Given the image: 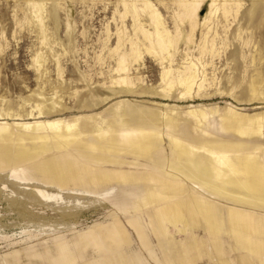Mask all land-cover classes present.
<instances>
[{
  "label": "rangeland",
  "instance_id": "374dc122",
  "mask_svg": "<svg viewBox=\"0 0 264 264\" xmlns=\"http://www.w3.org/2000/svg\"><path fill=\"white\" fill-rule=\"evenodd\" d=\"M0 128L1 147H42L13 167L0 158V264H99L108 239L131 264H179L178 250L184 264H264V234L241 247L228 219L263 220L264 206L214 196L168 165L175 138L205 160L212 142L264 160V0H0ZM153 132L145 155L88 144ZM65 161L73 173L45 167ZM197 195L218 210L216 233L188 214Z\"/></svg>",
  "mask_w": 264,
  "mask_h": 264
},
{
  "label": "bare ground",
  "instance_id": "6f19581e",
  "mask_svg": "<svg viewBox=\"0 0 264 264\" xmlns=\"http://www.w3.org/2000/svg\"><path fill=\"white\" fill-rule=\"evenodd\" d=\"M56 122H51L49 125L57 127ZM44 125L45 124L42 122L41 123L36 122L34 124H29L27 126L31 128L40 129V128H44ZM63 125L65 124L63 123ZM23 127H25V125ZM56 127L54 129H56ZM58 127L60 128V125ZM67 127L69 130H72L71 125L68 124ZM73 128H74L73 130H75L74 126ZM3 129L0 131L1 132L4 131ZM6 129H8V127ZM237 129L242 134H249L251 131H255L256 128H250V127L243 126ZM75 132H73L72 135L65 136V140H71L72 138H74L76 136L74 135ZM168 133L172 134L173 137L174 135H179L177 133V130H174V128H171L170 132ZM154 134H157V132H153V134L147 133L145 135H139L136 138L127 137L126 139L128 140L131 139L130 143H132V145L130 146L129 145L126 146V144L125 145L122 144L123 140L122 141L119 140L114 134H111L110 136L111 141L108 144L106 143L97 144L96 142L92 141L88 143L90 144V146L89 145L87 146L94 148L96 150H106V151L113 150L116 152L130 151V152H134V154L136 155H145L148 153L150 146H151V142H150L151 136L150 135H154ZM102 136L105 137L106 135H102ZM59 140L57 141L59 142ZM62 140L64 139L62 138ZM24 141H25V137H24ZM36 141H32V144L33 143L36 144ZM79 143H85V142L80 140ZM23 144L24 143L22 141V145L19 147L17 146L13 147L15 144L13 146L10 144H6L2 147L0 146V158L7 165L13 167L25 161L26 159H31L32 154H37L38 153L37 151H39L42 148L41 146L39 147L36 145L34 148L32 147L28 148V146H24ZM201 146L204 147L205 150H207L209 153H212V155H210L208 160H205L200 157V154H198V151H197L200 149H198L197 146L194 147L193 145H188V143L186 144V143L180 142L176 138L173 139V142H171L172 151L170 152H173L174 158L173 159H169L172 157L168 158V161H169L168 165L169 167L171 166L173 169H175L172 171L176 173H180L178 174L179 178H180V175H182L184 178L194 181L195 183L194 185L198 189L200 188V189L208 190V192L211 193L212 195L228 198L227 200L233 201V203L236 202L239 204L241 203L242 204H257L258 206L259 205L264 206V160H262V158H260L258 154H253L250 152V150L245 145L236 144V143H221V142L214 143L212 142V143H206L205 145H201ZM14 150H16L17 152L16 154L13 153ZM41 151H43V149ZM227 151L228 152L232 151V152H237V153L235 155L234 154L230 155L228 153H225ZM157 162L163 163L160 161V159H157ZM97 176L102 179H106L108 181L112 180V178H116V176H113V174L110 172H106V173L103 172V174L101 173V175L99 174ZM118 177L119 176H117V178ZM159 182H162V181H159ZM164 189H166L168 193L166 194L161 193L163 197H165L166 199L173 198L174 195L176 194L174 193L176 192V190H174V192L172 190L177 189V185L176 187H174V185L171 184L168 188L164 187ZM150 194H151L150 196L151 203H153L154 201L156 202L157 200L160 199L154 191H152ZM195 202L198 207V210L202 214L206 223L213 225V223L216 222V218L219 212H217L218 210L217 211L214 210V205L212 201H206L205 199L197 195L195 196ZM163 213H164L163 214L164 216L168 217L169 219H172L173 221L177 220L179 216H181L179 214L180 211L176 210L175 207L173 206H168V208L165 209ZM230 215L233 221L232 222L233 227H234L233 230H235L238 233V235L242 238V240H244L246 233L248 232V235H249L250 231L252 230L255 235L261 236L262 234H264V221L260 220V218H256V217H253V219L247 218L245 214L239 212L238 210H231Z\"/></svg>",
  "mask_w": 264,
  "mask_h": 264
},
{
  "label": "crops",
  "instance_id": "0c3cea01",
  "mask_svg": "<svg viewBox=\"0 0 264 264\" xmlns=\"http://www.w3.org/2000/svg\"><path fill=\"white\" fill-rule=\"evenodd\" d=\"M45 167L47 168V171H50L52 174H54L55 172H60L61 174H63V171H70V172L73 173L76 170V169L74 170L73 164L70 163V162H67V161H65L63 163H59V164H47ZM81 168H86V166L85 167L84 166L83 167L81 166ZM113 176H114V174H113ZM66 180H68V178L67 177H64L63 178V181H66ZM147 182L151 184V182H149V181H147ZM153 186H155V185H153ZM150 203H151V200H150ZM191 204H193V203L190 202V201H188V202L186 201V207L188 209V214L190 216H192V217H195V218H198V214H199V216L201 217V219H203L205 221V219L203 218V216H202V214L200 212H194V210H192L191 208L189 209L188 205H191ZM245 215H246L247 218H251V219H253V217H254L252 214H250L251 215L250 216L249 213H246ZM219 218L220 217L217 216V219H219ZM228 219H231V217L228 218ZM170 220H172V219H170ZM206 225H207V228L212 233H216L217 230L219 231L221 229V225H220V223H217V221L214 222L213 225H210L208 223H206ZM138 229H139L138 230L139 231V234H141L140 233V228H138ZM233 229H234V227L233 228L231 227V230L234 231V232H236ZM253 235H255L253 233V230L250 231V234L249 235H248V232L246 233V236H245L244 240H242V238L239 235H237L236 241L238 242V244L241 247L248 248V247L251 246V244H250L251 243L250 242L251 241L250 237H252ZM262 236H264V235H262ZM108 240L106 241V244L108 245V248H109V250H108L109 251V254L104 255L100 259V263L99 264H131V262L128 259L127 255L125 254V252L123 250L119 249V245L117 243H115L114 241H110V240L108 241ZM263 247H264V240L262 241L260 239L259 242L255 245V248H256V250H262ZM177 258H178V263L179 264H184L186 262V258L184 257V255H182V253H181L180 250H178ZM43 263L44 262H42V264ZM50 263L52 264V262H50ZM67 263H69V262H67Z\"/></svg>",
  "mask_w": 264,
  "mask_h": 264
}]
</instances>
